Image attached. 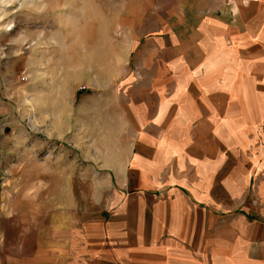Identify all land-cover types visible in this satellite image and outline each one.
Here are the masks:
<instances>
[{
  "label": "crops",
  "instance_id": "0c3cea01",
  "mask_svg": "<svg viewBox=\"0 0 264 264\" xmlns=\"http://www.w3.org/2000/svg\"><path fill=\"white\" fill-rule=\"evenodd\" d=\"M102 3L125 97L99 168L118 192L79 195L71 173L19 192L0 155V264H264V0Z\"/></svg>",
  "mask_w": 264,
  "mask_h": 264
},
{
  "label": "rangeland",
  "instance_id": "374dc122",
  "mask_svg": "<svg viewBox=\"0 0 264 264\" xmlns=\"http://www.w3.org/2000/svg\"><path fill=\"white\" fill-rule=\"evenodd\" d=\"M102 1L0 0V155L19 192L23 178L30 194H52L59 173L76 174L79 195L118 192L99 168L122 147L111 134L125 97L119 31Z\"/></svg>",
  "mask_w": 264,
  "mask_h": 264
},
{
  "label": "built area",
  "instance_id": "2783aa9c",
  "mask_svg": "<svg viewBox=\"0 0 264 264\" xmlns=\"http://www.w3.org/2000/svg\"><path fill=\"white\" fill-rule=\"evenodd\" d=\"M243 1H249V0H243ZM23 77H20V79H22Z\"/></svg>",
  "mask_w": 264,
  "mask_h": 264
}]
</instances>
